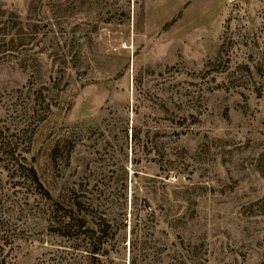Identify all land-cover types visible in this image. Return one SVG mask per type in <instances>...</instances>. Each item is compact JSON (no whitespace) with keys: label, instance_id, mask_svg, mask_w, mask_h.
I'll return each instance as SVG.
<instances>
[{"label":"rangeland","instance_id":"1","mask_svg":"<svg viewBox=\"0 0 264 264\" xmlns=\"http://www.w3.org/2000/svg\"><path fill=\"white\" fill-rule=\"evenodd\" d=\"M0 264H264V0H0Z\"/></svg>","mask_w":264,"mask_h":264},{"label":"trees","instance_id":"2","mask_svg":"<svg viewBox=\"0 0 264 264\" xmlns=\"http://www.w3.org/2000/svg\"><path fill=\"white\" fill-rule=\"evenodd\" d=\"M29 172H30V177L33 179V181H35L37 183V185H38L39 188H41L42 190H44L43 187H42V185H41V183L38 180L37 173H36L35 169L32 166H30ZM45 194L48 195V192L45 191Z\"/></svg>","mask_w":264,"mask_h":264}]
</instances>
